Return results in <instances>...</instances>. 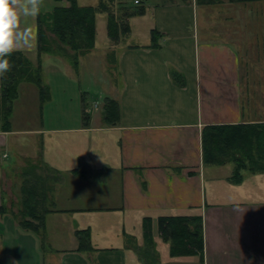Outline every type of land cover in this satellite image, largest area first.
Wrapping results in <instances>:
<instances>
[{
	"label": "crops",
	"instance_id": "obj_1",
	"mask_svg": "<svg viewBox=\"0 0 264 264\" xmlns=\"http://www.w3.org/2000/svg\"><path fill=\"white\" fill-rule=\"evenodd\" d=\"M142 8L129 35L117 44L108 37L102 52L114 70L100 82V116L82 92L76 125L50 123L43 109L52 97L42 103L27 84L40 118L24 131L0 123V175L36 165L50 191L40 236L20 226L0 185V264H264V173L243 170L235 182L234 163L203 157L206 128L264 124V97L252 96L264 88L247 81L264 77V0H144ZM30 23L37 29V17ZM97 38L77 68L66 55L42 54L44 86L54 72L77 78ZM17 52L37 63V42ZM249 63H257L250 75ZM107 100L118 104L115 124L105 120ZM172 217H201L202 256L171 255L159 220ZM79 231L90 232L92 250H79Z\"/></svg>",
	"mask_w": 264,
	"mask_h": 264
},
{
	"label": "trees",
	"instance_id": "obj_2",
	"mask_svg": "<svg viewBox=\"0 0 264 264\" xmlns=\"http://www.w3.org/2000/svg\"><path fill=\"white\" fill-rule=\"evenodd\" d=\"M65 2L66 6H58L48 14L40 12L37 17V63H33L26 54L15 52L10 57L12 69L4 76V102L0 105L1 128L4 132L12 129V116L14 105L20 95L23 84H31L38 88L42 103L50 98L49 89L44 86L42 54L66 55L77 68L81 57L89 54L95 48L97 28L96 20L99 14L107 16L108 37L113 43H119L123 37L129 35L128 20L143 11L141 8L134 11L129 4L119 7L118 15L112 6L116 0H99L96 7H81L79 0H55ZM136 1V0H135ZM233 3H252L259 0H231ZM48 32L54 38L48 36ZM159 35L152 34V47L157 44ZM68 51L71 54H68ZM7 106V107H6ZM105 120L115 124L119 119L118 104L107 100L104 107ZM203 157L209 165H223L234 163L236 170L233 181L242 180L241 172L248 170L253 173H264V124L236 125L208 127L203 132ZM30 172H25L22 186L23 209L21 215L16 217L20 226L42 235L45 229V214L40 213L42 206L43 185L42 179H29ZM39 183L42 186L39 187ZM41 193V195H40ZM146 241L152 245V225L145 224ZM159 233L161 237L171 244V255L195 256L203 254L204 238L201 217H172L159 220ZM79 250H92L91 234L89 231L77 232Z\"/></svg>",
	"mask_w": 264,
	"mask_h": 264
},
{
	"label": "rangeland",
	"instance_id": "obj_3",
	"mask_svg": "<svg viewBox=\"0 0 264 264\" xmlns=\"http://www.w3.org/2000/svg\"><path fill=\"white\" fill-rule=\"evenodd\" d=\"M87 1L88 3L86 4H91V5L97 2L96 0H83L82 2H87ZM126 4H129V7H132L134 11H138L142 6V5L137 6L135 4V0H116L114 5L112 6L113 11H115L118 14L119 7L124 6ZM59 5H62V3H58L55 0H44V4L42 6L41 12L43 14H48L54 10L55 6H59ZM118 15H120V13ZM137 21H140V18H138L137 16L134 19H132V25L134 30L136 29V34H137V25H138ZM96 24L98 30L97 49L90 57L82 60L80 75H78L79 78L69 77L68 73H66L64 70L61 73L54 72L50 77L51 81H50L49 93L53 100L49 103H46V105L44 106L45 109H43V115H45L44 117H46V119L50 123L64 122L66 126L76 125L78 119L81 118V114H82V109H81L82 92L90 93V95H87V100L88 102H90V104H92L93 113L96 116L101 115V108H102L101 90L103 89L101 85L103 84L100 82H106L108 81V79L111 80L112 77L111 73L114 69L110 66V64H112L111 62L113 58L109 50L106 51V53H108L106 54V58H108L109 61H106L105 67L102 65V62L104 63V60H102L101 55L102 52H104L107 43H109V39L107 35L106 15L99 14L97 16ZM48 36L54 38L53 35L49 32H48ZM133 37L130 38L129 40L133 41L135 39L134 42H136L138 37L136 38ZM49 61H53V58H51ZM254 64L256 65L257 63H249V68H247L248 74L252 73L251 67L253 69V66H255ZM67 69H69L70 72L75 73L71 68H67ZM4 79H6L5 76L0 77V105L3 102L5 105L8 106L9 104L3 101L5 89L4 86H2V80L4 84ZM249 79L253 82V87L255 82V85H259L264 88V77L263 78L251 77L248 78L247 81H249ZM32 91H37V89L34 88V86L31 85L29 86L27 84H24L22 88H20V97L16 101L14 107V114L12 116L11 121H13L15 128L20 131H24L25 129L30 128L29 121L31 120L33 121L40 118L39 107L35 105L36 104L35 102L32 101V98L34 96V93ZM252 96L254 97L253 101L254 100L258 101L259 99H261L262 96L264 97V94L261 95L253 94ZM95 106H97V108H95ZM0 123H1V119H0ZM21 139H24V137L22 136ZM26 170L30 172L31 177L29 179H31V181L35 182L34 179L42 178L41 173L38 172V170H41L38 166L34 165L32 166L31 169L29 168L25 169L24 164H22V166H19V168H16L13 171H7L8 173L7 176H6V172L4 176L3 174L0 175V185L4 190V193L6 194L7 198L9 199V203L12 201L11 204H13V208L18 210V214L16 215V217L18 218L21 215V211L23 209L22 186L24 183V175ZM43 177L48 178L50 180L52 178L56 179L55 176L50 174L49 175L43 174ZM40 186H42V183H39V187ZM41 192H43L44 195V191ZM49 192L50 191H48L47 189V191L45 192L46 196H40V199L42 198V206L39 208L40 213H44L47 210L46 204L43 205V200H45ZM15 198L19 200L18 203L16 202Z\"/></svg>",
	"mask_w": 264,
	"mask_h": 264
},
{
	"label": "clouds",
	"instance_id": "obj_4",
	"mask_svg": "<svg viewBox=\"0 0 264 264\" xmlns=\"http://www.w3.org/2000/svg\"><path fill=\"white\" fill-rule=\"evenodd\" d=\"M43 4L44 0H0V77L12 69L13 53L35 46L38 31L30 20L39 16Z\"/></svg>",
	"mask_w": 264,
	"mask_h": 264
},
{
	"label": "built area",
	"instance_id": "obj_5",
	"mask_svg": "<svg viewBox=\"0 0 264 264\" xmlns=\"http://www.w3.org/2000/svg\"><path fill=\"white\" fill-rule=\"evenodd\" d=\"M142 1H143V0H136V1H135V4L138 6V5H140V4L142 3Z\"/></svg>",
	"mask_w": 264,
	"mask_h": 264
}]
</instances>
